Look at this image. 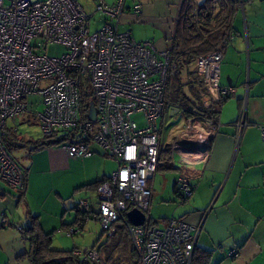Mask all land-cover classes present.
<instances>
[{"label":"built area","instance_id":"2783aa9c","mask_svg":"<svg viewBox=\"0 0 264 264\" xmlns=\"http://www.w3.org/2000/svg\"><path fill=\"white\" fill-rule=\"evenodd\" d=\"M124 1L96 6L95 11L108 23L90 32L89 15L78 0H0V182L16 191L25 189L24 172L3 139L7 122L30 116L42 137L64 140L69 157L91 158L95 145L116 162V171L96 189L94 218L105 236L114 234L117 225L124 226L136 264H191L200 228L174 219L161 228L149 220L150 181L163 146L158 122L168 108L167 85L176 74V64L167 51L157 52L150 43H136L128 33L118 32ZM234 39H225L219 49L195 63L192 82L203 92L205 110L232 95L231 88L219 86V79L223 49ZM57 45L67 52L48 56L47 49ZM84 77L88 78L94 121L88 119L89 108L83 112L80 103ZM39 106L41 112L36 111ZM190 111L167 143L172 154L178 152L185 161L194 159L195 153L188 154L181 142H198L205 148L204 140L216 130L196 110ZM235 127L241 133L246 122L240 118ZM260 130L264 142V128ZM178 188L183 196L191 195L187 179L179 180ZM78 209L91 212L85 201ZM131 210L145 216L142 226L127 222ZM10 227L0 214V229ZM14 228L20 233V226ZM74 231L66 235L71 237ZM73 256L78 264L99 263L95 248L75 249ZM236 256L237 252L228 253V258Z\"/></svg>","mask_w":264,"mask_h":264},{"label":"crops","instance_id":"0c3cea01","mask_svg":"<svg viewBox=\"0 0 264 264\" xmlns=\"http://www.w3.org/2000/svg\"><path fill=\"white\" fill-rule=\"evenodd\" d=\"M182 1L127 0L119 30L128 32L136 43H150L157 52L169 51ZM203 1L194 0L196 5ZM78 2L87 14L92 15V6L98 3L113 5L115 0ZM236 5L232 20L235 39L223 49L219 79V86L231 88L232 95L213 105L219 112L217 122L213 124L216 130L204 140L205 148L194 142V159L188 158L187 161L178 152L172 154L168 144L163 145L162 148L166 146L168 150L161 155L157 172L150 181L152 199L149 218L154 225L161 228L171 219L199 227L194 254L209 253L207 264H264V142L260 130L264 128V0H236ZM136 6L139 7L137 15L133 14ZM202 100L200 98L201 104ZM167 112L169 115L172 113L170 116L176 115L168 108L165 115ZM240 118L246 122L241 133L235 127ZM31 119L30 116H25L20 121L24 123L27 120L29 123ZM160 123L163 127V120ZM10 124L8 128H13L14 123ZM14 128L12 132L15 131ZM204 128L208 129L209 126L205 125ZM177 132L171 137L176 136ZM15 137L12 141L18 147L13 146L12 150L26 151L33 157H29L28 169L25 171L22 168L25 175L23 192L13 190L0 182V214H4L13 226H25L28 215L36 216L39 222L37 231L53 233L50 239L51 249L59 252L70 251L73 247L68 248V242L55 239V234L59 233L67 238L66 233L74 229L70 238L79 236L88 220L96 221L95 212L92 213V218L84 220L82 229L79 230L74 222L82 219L83 212L77 209V205L83 200L78 204L64 206L68 202L59 194L44 198L37 193L33 185L37 177H31V174L33 176L38 172L37 165L41 161L37 160L36 154L45 155L48 168L53 169L64 158L65 150L60 151L58 146L29 152L33 147L30 143L34 141L26 142ZM188 144L192 143L182 141L180 147L188 150ZM97 156L102 163L107 159L111 160L100 150L93 157L84 160ZM177 162L183 165L180 166ZM164 163L170 164L171 168L163 166ZM186 165H196L194 167L198 169L187 170L184 168ZM162 171L175 174L171 198L155 203V180ZM106 177L101 174L97 179L103 180L108 178ZM182 179H187L194 188L187 201H183L174 192L175 186L179 189L178 181ZM84 187L80 186L75 191ZM178 192L181 196L182 193ZM86 200L84 201L93 212L91 203L96 201L97 205V196L95 201ZM61 203L63 206H59ZM68 211H74L73 216L67 215ZM108 242H99L100 250L97 249L101 252V246H106ZM29 248V243L23 241L22 235L14 227L0 229V264H33L28 257L20 258ZM233 251L237 252V256L228 258V253Z\"/></svg>","mask_w":264,"mask_h":264},{"label":"trees","instance_id":"16d2710c","mask_svg":"<svg viewBox=\"0 0 264 264\" xmlns=\"http://www.w3.org/2000/svg\"><path fill=\"white\" fill-rule=\"evenodd\" d=\"M126 2L127 0L124 1L123 15L125 13ZM100 4L103 3H98L96 6ZM236 6V0H204L199 5H196L194 0L182 1L180 15L176 20L171 50L167 51L171 56V59L175 62L177 69L176 74L167 85L169 111H181L186 119L189 117L188 115L190 114L189 112H191L190 110L194 109L196 110V114L204 116L205 119L212 121L213 124L217 122L219 112L213 108L214 106L206 110L201 107L200 98H202L201 94H203V92L193 85V69L198 58L206 56L219 49L225 39H228L230 36H234L232 20L234 18ZM138 9V6L134 7L133 14L137 15ZM95 15H98V21H94L93 17ZM105 23H108L107 19L103 15L97 13L94 8L93 14L89 15V31L91 27H94L95 30L90 32H95L103 27ZM120 23L118 25V32L125 33L119 30ZM80 100L83 112H85V110L87 111L92 100L88 90L85 93H81ZM12 129L13 128H8L6 125L5 136L3 139V142L9 152L13 146L16 148L18 147L13 144L12 140L16 138V130L12 132ZM30 144L33 147L29 150V152H33L42 148L61 147L64 144V140L59 139L56 136L42 137V139L31 142ZM167 150L168 147L166 146L165 148H160L158 154V165L159 161H161V155L165 154ZM163 166L171 168L168 163H164ZM104 180L105 179L98 180L86 186L96 187L97 189ZM193 189L194 188L192 187L191 192H193ZM178 191L179 189L177 190L175 186V194L183 201H186L188 197H185L182 194L180 196ZM92 213L94 212L82 213V219H77L76 222H74L79 230L82 229V224L85 219L88 220L92 218ZM149 220L151 224H155L152 219L149 218ZM10 226L15 227L12 224H10ZM20 227V234L22 235L23 241L28 242L30 246L29 251L20 258L28 257L33 264H78L77 259L73 256L75 248L65 252L54 251L51 249L50 239L53 233L44 234L37 231L39 222L36 216L34 217L32 215H28L26 225ZM120 227L121 228L117 227L115 233L111 236H106L108 238L107 241L109 240L111 242L115 240V243L112 242L113 247L120 245L121 242L126 245L127 242L136 264V256L132 249L127 229L124 226ZM101 247L103 249L106 246L102 245ZM98 249L97 252L100 250ZM208 257L209 253H193L191 264H207ZM98 264H100V258Z\"/></svg>","mask_w":264,"mask_h":264},{"label":"rangeland","instance_id":"374dc122","mask_svg":"<svg viewBox=\"0 0 264 264\" xmlns=\"http://www.w3.org/2000/svg\"><path fill=\"white\" fill-rule=\"evenodd\" d=\"M38 1L42 2L44 0ZM94 8L95 6H92V9ZM93 19L94 21H98V15H95ZM94 30V27H91L90 31ZM66 52L67 49L65 47L57 45L49 47L46 51V54L48 56H60ZM81 85L83 90L82 93H85L89 89L87 77L82 78ZM36 111L41 112L42 107H37ZM135 120L137 121L139 127H141L142 125L140 122V117L136 116ZM184 120L185 117L181 111L173 116H170L169 112L166 113L163 119L162 127L163 145H166L170 140V136H172L173 133L177 132L180 127H182ZM10 123V121L7 123V127L11 126ZM13 123L14 126L12 127H15L14 130H16V136L23 141L28 142L42 139L40 127L33 118L29 120V123H27V120L24 123H22L20 120ZM159 123L160 121L158 122V125ZM60 148V151L63 152L64 150L62 149L64 146H61ZM91 150L96 154L99 153V148L95 145L91 147ZM63 153L65 154L64 158H62L57 166L53 169L48 168L47 163L45 162V155H42L41 153L36 154L35 157H37V160L41 159V161H39V164L37 165L36 171L38 172L35 173V175L33 174V176L31 174V177H37V180L33 183V185H35V191L40 195H43L44 198H46L48 195L59 194L62 196L65 202L69 203L64 204V206L75 203L78 204L80 200L84 201L86 199L95 201L97 196L96 187H87L86 185L96 182V180L101 177V174L109 177L117 169L116 162L107 159L105 163H102L99 161L98 156L91 160L72 158L68 156L66 151ZM10 154L18 162L21 168H23L25 171L28 169L29 157L32 158L33 156H29L26 151L18 152L17 150L12 149ZM81 159L86 162H83ZM176 164L180 166L183 165L180 162H177ZM194 166L196 165H186L184 168L187 170L196 171L198 168ZM174 176V172L170 171H162L157 174L154 185L155 203L161 199L169 200V198H171V188L173 186V180L175 179L173 178ZM80 186H86V188H81L78 191H75V189ZM95 203L96 201L91 203V205L93 207V212L97 213L98 207ZM59 206H63V204L61 203ZM68 214L73 216L74 211H68L67 215ZM54 238L68 242V248L73 247L80 251L90 250L92 248L97 249L99 247V242L105 243V240L108 239L104 233H102L99 223L95 220H88L86 222L84 231L79 232V236L66 238L64 235L56 233ZM98 239L101 240L98 242ZM112 242L115 243V240L111 241L106 245V247L103 248V250H101L100 264H135V259L131 255L127 242L126 245L121 242L120 245H116L115 247H113ZM52 246H54V243H52Z\"/></svg>","mask_w":264,"mask_h":264},{"label":"water","instance_id":"95a60500","mask_svg":"<svg viewBox=\"0 0 264 264\" xmlns=\"http://www.w3.org/2000/svg\"><path fill=\"white\" fill-rule=\"evenodd\" d=\"M175 114L178 113V110L174 111ZM172 115V113L170 114ZM88 119L90 121H94L95 120V112H94V105L92 102H90L89 104V114H88ZM193 145L196 148L195 144H188V150L186 149L187 152H192L193 150ZM126 218H127V222L134 227H139L142 226L145 222V216L137 211V210H131L130 212H128L126 214ZM118 228H121L120 226Z\"/></svg>","mask_w":264,"mask_h":264}]
</instances>
